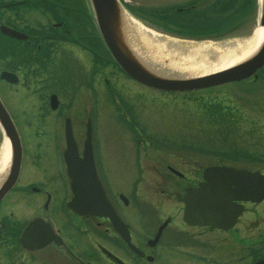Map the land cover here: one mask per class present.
I'll return each mask as SVG.
<instances>
[{"label":"flooded vegetation","instance_id":"flooded-vegetation-1","mask_svg":"<svg viewBox=\"0 0 264 264\" xmlns=\"http://www.w3.org/2000/svg\"><path fill=\"white\" fill-rule=\"evenodd\" d=\"M73 1L75 4L70 0H0V74L9 71L17 77L15 83L0 78L4 87L0 97L16 125L19 120L32 130L33 137H25L32 141L47 138L32 153L28 163L33 167L25 162L27 147L22 142L23 156L17 180L0 199V255L6 261L2 264H225L229 259L223 247L229 237L226 234H236L242 239L243 228L238 230L233 226L225 231L185 222L182 197L174 198V203L164 208L161 207L162 201L156 207L150 198L122 199L121 192L111 191L115 175L122 174L124 170L116 168L113 177L110 175L111 170L100 162L102 159L95 140L102 136L96 128L101 119L103 97L111 106L116 105L117 89L113 77L117 67L105 56L109 54L103 50L86 4L82 0ZM125 2L132 14L162 32L194 39L221 37V34H212L215 31L214 13L219 9L218 0ZM3 26L25 36L6 33L1 29ZM106 68L110 70L108 75L104 72ZM258 78H264V67L255 80ZM107 84L108 88L105 87ZM8 98L16 99L20 105L12 107ZM76 101L80 103L75 104ZM66 122L71 127L80 157H83L86 125L90 124L95 171L105 189L107 201L126 225L131 243L144 255L131 249L111 219L103 215L107 209L90 213L83 211L84 206L80 211L70 205L74 198L63 159L67 146ZM47 125H52L53 129L46 130ZM81 128L83 130L79 134ZM43 146L50 147L48 149L52 152H43ZM243 151L250 154L251 150ZM232 156L228 157L232 162L210 165L224 164L248 171H264L259 163L251 161H256V157L247 161L239 156L238 161ZM27 167H30L28 174L24 173ZM166 167L169 174H174ZM127 168L128 165L126 171ZM201 171L188 185H196L202 179ZM132 181L125 180V184L132 185ZM131 203L137 205L139 211L134 213ZM243 203L245 209L247 204H254L249 201ZM155 207L166 214L164 220L167 219L168 223L152 244L151 240L163 221H157L155 230L145 234L134 231L131 219L135 214L145 215L149 209L154 211ZM147 218L150 217L147 215ZM153 220L146 222L150 224ZM31 221L35 224L30 234L34 246L23 245L22 234ZM214 234L217 236L215 240ZM261 234L264 232H260L257 241L254 240L252 247H257L250 253H256L258 243L264 241ZM240 239H237L238 243ZM232 243L235 245V241ZM215 253L218 258H215ZM249 262L241 263L240 260L236 264Z\"/></svg>","mask_w":264,"mask_h":264},{"label":"rangeland","instance_id":"rangeland-1","mask_svg":"<svg viewBox=\"0 0 264 264\" xmlns=\"http://www.w3.org/2000/svg\"><path fill=\"white\" fill-rule=\"evenodd\" d=\"M70 1L75 4L73 0ZM82 1L85 3V0ZM125 1L126 0H122L121 2L125 5L128 13L132 18L140 22L137 16L131 14ZM226 1L227 0H225V2ZM247 11L248 12L244 17H237L231 27H229L231 36L241 35V39L246 38L259 25L257 23V18L259 17L260 12L257 3L253 4L252 7H248ZM242 18H245L244 21ZM140 24L145 31L148 32L150 29V32L155 36L159 38L162 37L157 35L158 31L149 27L147 24ZM131 36L135 46L146 56L150 55L148 58L154 61L159 68L166 71L171 69L173 70L172 72L175 71L174 73L186 75L181 69L170 65V62H174L173 60H170L171 57L173 59V56L166 55L165 47L160 46L157 42L151 44L146 41L145 37L142 36L141 32L136 27H131ZM169 37L171 40H174L173 38H175V36L171 35H169ZM197 41L198 40L192 39L191 42L196 45L198 44ZM225 42L207 41L204 42V44H206L208 48L212 46L223 47L224 45H218L216 43L224 44ZM179 58L183 57L179 56ZM108 69L109 68L104 69V72H106L107 75L110 73V70ZM115 73L116 76L114 75L113 77L117 89V96L115 98L119 107H117V110L103 97L101 119L96 128L102 133V136H100V138L97 136V139L95 140L96 145L99 147V153L102 159L100 162L101 164L106 165V169L111 170L110 175L113 177L116 168L118 171H120V168L124 170L122 174L119 173L115 175V184L111 187L112 192H122L128 198H150L156 204V207H158L159 201H162L161 207L167 208L169 204L174 203V198L182 197L184 188L188 183L195 181V177L197 175L199 176L198 173H200L201 168L223 160L226 162H232L225 158H219V154H204L205 151L193 147L191 142L204 141L205 143L210 144L214 140V131L219 129L221 133V128L223 133H226L225 135L230 134L238 137V134L233 133L232 129L241 132L243 129H249L251 125L247 123L249 126L243 128V126L241 127L240 125L241 121L238 122L237 125H234L232 122L224 120L223 122L225 125L219 123L212 124L208 121L207 113L204 110H201L199 107L193 110L195 100H206L207 96L217 98L224 96L223 101L226 106L231 104L237 106L238 101L240 100L243 104L244 111L241 115H243L244 118H248V115H256L258 117L257 120L260 119L258 120V124L260 125H255L258 126V129L261 127L264 129V124H262L264 123V78H260V81H258V84L255 86L234 82L217 86L214 89H211L210 92L204 89L195 92H164L149 88L131 78L128 79L118 70L117 72L115 71ZM104 75L105 74H103V76ZM106 86L107 85H105V87ZM2 88L4 87L0 80V91ZM8 88L11 90L13 89L10 86ZM242 93L245 98H251L249 99V102L251 103H249L244 97L240 96ZM8 100L10 101L8 103H11L12 107L15 105L17 108L20 105L16 99L8 98ZM189 100L192 101L191 105L186 103ZM77 103L80 102L76 101L75 104ZM258 103L259 106H257ZM16 110L17 109H15V112ZM231 110H234V108ZM234 112H237V110ZM120 114L125 116L126 119L120 118ZM133 116H135L134 119L139 123V127H141L138 130L130 129L129 126L123 122V120L128 122ZM243 122L245 121L243 120ZM22 123V121L17 120L20 133L24 135H22V142L25 147H27V154L25 151V162L28 163L30 159H32L31 156L32 153L35 152L36 147H38L40 143L43 144L44 140L47 138H39L32 141L29 138L30 136L33 137L32 130L30 131V128L26 123ZM60 125L61 124H58V126ZM22 126L26 131L22 129ZM51 128L53 129L52 125L46 126V130H50ZM82 130L83 128L79 130V134H81ZM27 135L29 137H25ZM235 141L236 140H233L232 138H222L219 141L220 145H216V148L219 151L220 148L224 146L221 150L225 149V151H227V148L232 147L230 145ZM1 143L2 136L0 135V144ZM216 144H218V142ZM48 148L50 147L46 148L43 146V152L51 153L52 151H49ZM47 155L48 154H46V156ZM28 164L33 167L30 163ZM127 165L128 168L126 171ZM166 166H171L184 173V177L169 174ZM261 166L263 167L264 164ZM29 168L30 167H27L24 173L28 174L30 171ZM197 169H199L198 172ZM130 179L133 180L132 185L125 184V180H129L130 182ZM130 206L134 209V213L139 211L137 205L135 206V204L133 205L131 203ZM156 207L154 209V211L156 210L155 212L149 209L148 213H146L148 217H150L149 219L147 218V215H144L143 213L132 216L131 222L135 232L145 234L151 232L155 230L157 221L162 222L166 218V214ZM145 208L147 210V205ZM246 211L247 212L239 217V221L236 224L238 230L243 228V230H241L242 234H240L243 238L240 239L236 234H226V236L228 235L229 237L223 247L225 248L224 250L229 259L225 264H236L240 260L241 263H243L251 261L253 258L257 259L264 257V243L260 246L261 242L264 241H261L258 244L259 248L256 251V254L254 252L250 253L253 248L257 247V245L255 247L252 246L254 242L257 241L258 236H260V232H264V200L257 204H247ZM154 215L155 218L153 217ZM152 218L154 219L153 223L149 224L146 222H152ZM261 236H264V234H261ZM213 237L214 240L217 239L216 234H214ZM237 239H240V243H238ZM232 241H235V245ZM231 245H233V247H230ZM216 249L217 246L215 245V252ZM232 249L237 251L234 252ZM254 254L255 256H253ZM214 256L215 258H218L216 253ZM249 256L252 257L248 258ZM2 258L3 256L0 255V264L6 262Z\"/></svg>","mask_w":264,"mask_h":264},{"label":"water","instance_id":"water-1","mask_svg":"<svg viewBox=\"0 0 264 264\" xmlns=\"http://www.w3.org/2000/svg\"><path fill=\"white\" fill-rule=\"evenodd\" d=\"M93 17L101 37L109 53L119 67L134 80L149 87L167 91H185L202 89L249 77L257 68L264 64V36L259 48L247 59L210 73L193 75L178 74L159 68L153 61L139 50L132 41L131 29L127 23V15L119 0H88ZM259 25L264 28V0L260 5ZM6 33H18L8 27L1 28ZM21 36L20 34H18ZM23 37V36H22ZM141 54H140V53ZM151 60V59H150ZM1 77L9 82H15L16 76L3 71ZM67 147L64 160L68 175L71 178L73 199L71 206L81 211L95 213L104 211L109 216L114 227L126 240L131 249L140 255L144 253L129 239L125 224L110 206L105 191L97 177L91 147L90 124L87 128L84 142L83 157H79L69 123L66 122ZM0 129L9 141L10 164L6 174L0 181V198L16 181L21 162V142L15 125L0 99ZM177 174L181 173L173 169ZM79 198L80 199L79 205ZM89 198H93L89 200ZM264 199V174L259 171H246L229 166H211L203 171V180L197 186L185 188L183 201V219L193 225H211L221 229L233 226L237 216L243 210V204L237 202H260ZM165 220L158 228L155 243L162 229L167 225ZM23 244L34 246L30 241L29 227L22 234ZM251 264H264V258Z\"/></svg>","mask_w":264,"mask_h":264},{"label":"bare ground","instance_id":"bare-ground-1","mask_svg":"<svg viewBox=\"0 0 264 264\" xmlns=\"http://www.w3.org/2000/svg\"><path fill=\"white\" fill-rule=\"evenodd\" d=\"M127 23L130 24V29L131 27H136L149 43L153 44L157 42L160 46L165 47L166 55L173 56V59L172 57L170 59L174 61L172 63L170 62L171 66L181 69L186 74L193 75L210 73L211 71L220 70L242 62L256 52L264 36V28L258 25L246 38L231 39L224 44H220L221 42L216 43L218 45H224L223 47L212 46L208 48L204 42H197L198 44L194 45L192 42L188 43L159 38L150 31H145L129 17L127 18ZM144 56L146 55L144 54ZM179 56L183 58H179ZM149 61L151 63L153 62L150 59ZM169 71L172 72L173 70L169 69ZM9 164L10 145L8 139L3 137L2 143L0 144V181L6 174Z\"/></svg>","mask_w":264,"mask_h":264},{"label":"trees","instance_id":"trees-1","mask_svg":"<svg viewBox=\"0 0 264 264\" xmlns=\"http://www.w3.org/2000/svg\"><path fill=\"white\" fill-rule=\"evenodd\" d=\"M223 1L224 2L221 4L222 7L221 12H223L224 10L229 11L227 16L229 21H232L234 19V12H235L234 10H237L235 14L238 15V13L240 14L243 10L248 9V7L252 4V0H227L226 2L225 0ZM197 106L199 108L204 107L205 108L204 110L206 111V113H208V115H213L222 108V105L220 103H208V100L201 102L199 101V103H197ZM257 130L258 129L256 128L254 130V133L251 135L252 137L251 140H249L246 137H243L241 138L240 143H241V147H246V148L250 146L253 147V149L255 150L250 151L252 158H255L257 155H259L261 156V162L264 163V134L259 132V130L258 131ZM245 141H252V142L247 144L244 143Z\"/></svg>","mask_w":264,"mask_h":264}]
</instances>
